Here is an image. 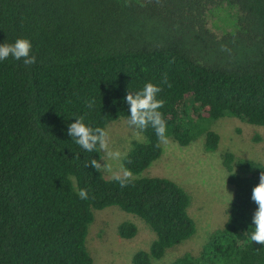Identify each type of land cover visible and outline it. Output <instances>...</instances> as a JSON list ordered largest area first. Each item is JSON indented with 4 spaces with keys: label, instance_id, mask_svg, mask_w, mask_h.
<instances>
[{
    "label": "trees",
    "instance_id": "16d2710c",
    "mask_svg": "<svg viewBox=\"0 0 264 264\" xmlns=\"http://www.w3.org/2000/svg\"><path fill=\"white\" fill-rule=\"evenodd\" d=\"M209 17L232 20L230 29L214 34ZM21 37L36 62L0 61V264H90L87 227L92 211L108 206L154 233L132 264H151L191 237L181 186L132 176L122 188L86 166L101 151H84L67 126L84 116L104 128L128 116L126 91L152 82L162 89L167 136L180 146L201 137L205 151L215 150L219 135L205 120L223 115L264 130V0H0V44ZM165 75L172 87L161 83ZM142 135L120 161L132 175L161 154L152 127ZM221 166L232 189L224 221L169 264H264V245L248 234L264 165L223 152ZM84 188L86 200L78 196ZM116 232L130 239L136 227L122 221Z\"/></svg>",
    "mask_w": 264,
    "mask_h": 264
},
{
    "label": "rangeland",
    "instance_id": "374dc122",
    "mask_svg": "<svg viewBox=\"0 0 264 264\" xmlns=\"http://www.w3.org/2000/svg\"><path fill=\"white\" fill-rule=\"evenodd\" d=\"M227 22L232 24V20L225 17L220 20L209 17L207 27L219 35L230 29ZM186 110L191 112L189 102L186 103ZM127 118L128 116L119 117L109 121L104 127L109 133L110 149L119 150L123 155L132 141H145L142 133L137 137L129 128ZM205 121L206 128L219 135L215 150L205 151L201 137L185 146H180L168 138L167 144L161 143L159 157L137 175H132L168 178L190 196L187 212L195 223L194 234L167 249L161 258L152 259L151 264H169L184 251L196 252L207 235L221 226L229 208L232 192L231 186L226 182V171L221 166L223 152L250 158L264 165V130L261 126L228 115ZM101 154V158H105V153L101 151ZM100 162L104 163L102 160ZM119 164L121 165V162ZM113 167L115 169L117 165L114 164ZM101 175L104 178L112 177L107 171ZM92 213L93 220L87 227L85 237V246L92 259L90 264H132V254L139 249L146 250L154 238V233L141 219L116 206L93 210ZM122 221L135 225L136 232L132 238L124 239L117 234L116 226Z\"/></svg>",
    "mask_w": 264,
    "mask_h": 264
},
{
    "label": "clouds",
    "instance_id": "9594fccd",
    "mask_svg": "<svg viewBox=\"0 0 264 264\" xmlns=\"http://www.w3.org/2000/svg\"><path fill=\"white\" fill-rule=\"evenodd\" d=\"M31 50L32 44L30 40L23 37L17 38L14 43L4 42L0 44V61L11 56L17 61L22 60L24 65H32L36 62V56L30 54ZM161 83L172 87L168 83L166 75L161 80ZM161 91L160 86L147 82L139 91L127 90L124 97V103L129 106L128 111L130 113L126 120L127 125L137 137L151 126L157 137V147L161 143H168L166 120L161 111H159L165 103L163 99L158 98V93ZM94 104L95 100L86 101V106L89 109H92ZM67 135L86 152L99 150L105 153V158H93L86 165L87 167L91 165L99 173L107 171L111 173L113 179L119 182L122 188L127 186L132 177V172L119 164L123 154L119 150L110 149V137L105 128H93L85 123L84 116H79L75 118V122L68 124ZM76 158H79L78 154ZM101 160L104 161L103 164H101ZM114 164L117 165L115 169L113 167ZM78 196L83 200L88 199V190L86 188L80 189ZM251 200L258 207L252 216L253 227L250 228L251 231L248 233L249 240L264 245V170L259 174V183L252 188Z\"/></svg>",
    "mask_w": 264,
    "mask_h": 264
}]
</instances>
